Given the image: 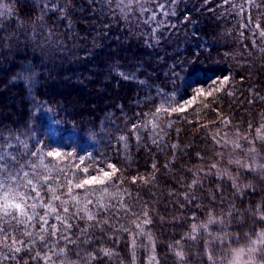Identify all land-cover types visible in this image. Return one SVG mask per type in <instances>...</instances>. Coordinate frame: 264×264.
Wrapping results in <instances>:
<instances>
[{
  "label": "trees",
  "instance_id": "trees-1",
  "mask_svg": "<svg viewBox=\"0 0 264 264\" xmlns=\"http://www.w3.org/2000/svg\"><path fill=\"white\" fill-rule=\"evenodd\" d=\"M132 1L2 0L0 197L55 212L0 264H226L264 231V170L231 159L264 164V0Z\"/></svg>",
  "mask_w": 264,
  "mask_h": 264
},
{
  "label": "snow or ice",
  "instance_id": "snow-or-ice-1",
  "mask_svg": "<svg viewBox=\"0 0 264 264\" xmlns=\"http://www.w3.org/2000/svg\"><path fill=\"white\" fill-rule=\"evenodd\" d=\"M172 2L174 3L175 0H172ZM7 6L4 5L2 3V0H0V9L6 8ZM161 8H163V5L160 6ZM0 15H3V12H0ZM151 19H155V17H151ZM155 31V30H154ZM261 35L264 36V31L261 32ZM123 75V74H122ZM125 78L127 79V76H125ZM228 77H224V80L227 81ZM162 109H157V111H161ZM123 139V137L121 138ZM250 151L255 152V148L251 149ZM33 155H36V153H33ZM49 156H53V157H58L60 156L59 152H48ZM0 159H3V157H0ZM81 163H83V161H81ZM109 167H113V171H115L114 166L109 165ZM251 170L252 171H257V170H264V164H256L255 163V159L253 160V165L251 166ZM3 171V167L0 166V172ZM86 171V169H85ZM27 175V173H25V176ZM110 173L108 172H104V177L105 178H109L110 177ZM9 179H15V177H9ZM47 179V178H45ZM103 183V180H96L95 178H93L92 181L89 180H85L83 182V184H77L75 185V187H83L85 184H90V183ZM134 182H135V178H134ZM71 183V182H69ZM28 185H32V181L28 180L27 181ZM236 186V185H234ZM4 184L3 182H0V188H3ZM248 187V186H246ZM71 188H69V192H71ZM237 190L240 191L239 186H237ZM32 191L36 192V196L35 197H30V196H25L22 193H12L9 191H5L4 195L2 197H0V246L8 249L10 252H14V253H19L21 252V248L22 247H27V244L29 243L28 241H24V240H20L17 239L16 236L12 235V233H10L8 231L9 228H12L13 231H16V228H13L12 225V221L15 222L16 226L19 225H23L25 228V231L23 233L24 236H28V237H32L34 235L37 236V238L41 241H43L45 239V237L43 235H38L36 233H33L31 231H28L27 229H29L32 226V221L34 219V217L37 215L35 212L33 213V215H29L28 212L26 211L27 208H32L35 209L38 206L40 207H45L48 209V212L46 213V215L51 214L53 212H55V208L51 207V202H49L48 204H38V203H31L29 204L27 201L28 200H33L36 201L38 199H40V193L39 191L36 190L35 186H32ZM54 191V190H53ZM53 199H60L59 196H53ZM73 199H75V197H73ZM65 212L68 211L67 208L64 209ZM255 213H259V219H264V211H261L260 207L257 206ZM58 220L60 219L59 216L56 217ZM88 219H92V216L89 215ZM39 220L42 221L41 227H40V231L41 232H47V229L44 228V225L48 224V220L45 218V216H41L39 217ZM62 223H64V221H61ZM147 222V221H146ZM210 223L213 222L212 220L209 221ZM67 227H71V225H66ZM53 227V231L51 232V235L55 236L57 234V230L55 229V226ZM67 238V237H65ZM9 241H11V244H9ZM20 245V246H17ZM262 249H264V231L257 233V239L252 241V246L250 248H248V253H249V261L248 264H255L257 257L260 256L261 258H264V256H261L262 253ZM63 251V250H61ZM244 251V250H241ZM104 254L105 255H110V253L108 252V250H104ZM40 253H37V257H39ZM177 255H181V253H177ZM35 258V257H34ZM95 258V257H93ZM0 259L2 260H15L16 256L15 255H3L2 257H0ZM46 260L51 259L50 257L45 256Z\"/></svg>",
  "mask_w": 264,
  "mask_h": 264
},
{
  "label": "rangeland",
  "instance_id": "rangeland-1",
  "mask_svg": "<svg viewBox=\"0 0 264 264\" xmlns=\"http://www.w3.org/2000/svg\"><path fill=\"white\" fill-rule=\"evenodd\" d=\"M117 2L120 4V6L128 7V6L134 5L132 0H130V2L128 0H117ZM134 13L136 12H132L131 14H134ZM247 149H250V146H248ZM235 151H236L235 149L231 151V154H232L231 159L233 160V163H238L239 168L244 169L245 172H249V171L251 172L252 170L250 166L253 165L254 159L256 161L255 154L252 155L251 152L248 153V151H246L247 155L241 156L240 153H237ZM78 164L80 165V162ZM88 164L89 163L86 162L78 166V171L80 174H87L88 168L90 167V165ZM218 169H219V172H221V168H218ZM93 178L95 177L91 176L89 179H83V180L92 181ZM96 180H98V178ZM91 184H96V183L93 182V183H90V185ZM248 248L250 247L245 246L244 248H238V249L233 250L232 253L230 254L229 259H227L226 264H248V261H249V253L247 251ZM241 250H244V251H241Z\"/></svg>",
  "mask_w": 264,
  "mask_h": 264
}]
</instances>
